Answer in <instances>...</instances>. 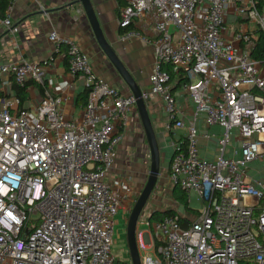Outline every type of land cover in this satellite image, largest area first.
Here are the masks:
<instances>
[{
	"label": "built area",
	"instance_id": "2783aa9c",
	"mask_svg": "<svg viewBox=\"0 0 264 264\" xmlns=\"http://www.w3.org/2000/svg\"><path fill=\"white\" fill-rule=\"evenodd\" d=\"M14 3L0 23L17 34ZM258 3L127 0L120 12L119 28L144 22L156 34L141 99L162 102L173 138L170 179L197 207L192 217L184 209L149 218L147 232L136 227L138 253L153 252L141 264H264V60L251 56L257 32L264 33ZM140 36L133 30L123 40ZM48 39L56 54L66 48L69 72L88 100L78 120L63 112L65 95L46 91L26 107L12 83L44 86L49 63L0 65V264H122L113 246L123 203L107 178L138 117L137 100L99 77L73 40L56 31ZM167 68L187 80L179 89L187 112ZM201 139L213 155H202Z\"/></svg>",
	"mask_w": 264,
	"mask_h": 264
},
{
	"label": "crops",
	"instance_id": "0c3cea01",
	"mask_svg": "<svg viewBox=\"0 0 264 264\" xmlns=\"http://www.w3.org/2000/svg\"><path fill=\"white\" fill-rule=\"evenodd\" d=\"M78 0H35L17 1L11 13V19L19 28L17 34H12L0 23V65L15 62L28 63H49L46 64L45 91L52 95H65L69 97V102L62 108L69 118L78 120L82 108L77 107V98L84 93L80 84L70 74L65 58L66 48L62 47L56 54V46L48 39L49 34L56 31L61 38L73 40L80 46L82 51L90 57L95 73L103 78L113 87L123 91L125 94H132L129 88L120 78L110 61L98 46L90 24L86 18L84 10ZM97 14L98 20L103 29L105 38L118 58L124 63L136 82L140 91L150 88V76L154 65V47L152 42L156 39V34L152 26L140 22L135 26V31L141 36L124 41L126 33H121L118 18L121 10L126 7L127 0H90ZM4 77L0 78L1 83ZM12 92V85H11ZM28 99L25 106H36L41 102L44 94L40 92L36 85L31 84L27 90ZM174 95L178 98L184 111H188V98L181 96L178 90H174ZM2 95V94H1ZM154 106L150 110V106ZM150 118L158 119L159 116L166 117L163 111V104L160 100L147 105ZM154 110V111H152ZM166 123V122H165ZM159 129L160 131L164 130ZM155 130V129H154ZM156 131V130H155ZM214 133L221 134L219 128L212 129ZM156 133V132H155ZM157 135V134H156ZM163 142L158 140L161 147V156L168 154L169 145L172 141ZM202 155H213V151L208 143L201 139ZM113 189L118 193H123L127 186L119 180L111 181L110 175L107 178ZM194 198V197H193ZM188 203L194 202V199ZM191 208H197L191 204ZM182 207V206H181ZM128 209V207H126ZM183 208V207H182ZM124 212V210H122Z\"/></svg>",
	"mask_w": 264,
	"mask_h": 264
},
{
	"label": "rangeland",
	"instance_id": "374dc122",
	"mask_svg": "<svg viewBox=\"0 0 264 264\" xmlns=\"http://www.w3.org/2000/svg\"><path fill=\"white\" fill-rule=\"evenodd\" d=\"M96 12V11H95ZM157 101V100H156ZM154 106H150V110ZM154 111V110H152ZM139 115V114H138ZM153 128L156 130L157 138L163 142L170 141V133L163 129L166 117L159 116L158 119H151ZM160 143V142H159ZM161 149V147H160ZM162 155L161 171L157 186L147 202L137 225L138 232H147L149 230V218L154 212L175 211L181 214L184 211L173 197V183L168 171L169 154ZM150 174V151L146 140L144 129L140 122L139 116L131 123V128L125 132L124 139L115 152L114 167L110 173V180H119L125 183L127 189L121 194L123 207L116 216L115 225V244L113 252L117 261L122 264H132L131 254L127 243V223L130 213L142 193ZM128 207V209L126 208ZM192 209V208H191ZM189 217L195 215L194 209L186 211ZM148 255L153 256V252L142 251L139 256L144 259Z\"/></svg>",
	"mask_w": 264,
	"mask_h": 264
},
{
	"label": "water",
	"instance_id": "95a60500",
	"mask_svg": "<svg viewBox=\"0 0 264 264\" xmlns=\"http://www.w3.org/2000/svg\"><path fill=\"white\" fill-rule=\"evenodd\" d=\"M77 4H80L82 6L98 46L106 55L111 65L114 67V69L116 70L120 78L123 80L125 85L129 88L132 95L136 98L137 111L139 114L138 116L144 129L146 140L149 146L150 174L142 193L140 194L137 202L135 203L130 213V217L127 223V243L131 254L132 264H141L140 256L136 245V227L139 218L147 202L151 198L152 193L154 192L159 180L162 164L160 146L157 135L152 125L150 115L148 113L147 105L141 99V91L137 86L136 82L133 80L130 72L125 67L124 63H122L115 51L107 42L91 1L78 0Z\"/></svg>",
	"mask_w": 264,
	"mask_h": 264
},
{
	"label": "trees",
	"instance_id": "16d2710c",
	"mask_svg": "<svg viewBox=\"0 0 264 264\" xmlns=\"http://www.w3.org/2000/svg\"><path fill=\"white\" fill-rule=\"evenodd\" d=\"M16 0H0V21L4 20L6 18V12L7 9L15 2ZM258 10L260 13H264V0H258ZM134 28L130 27L128 29H122L120 28V32L122 33H128L130 31H133ZM259 33L258 36L256 37V47L254 49V51L252 52L251 56L252 59L254 60H264V33L259 31L257 32ZM167 71L170 73L171 78H172V84H174L173 86V92L174 90H178L180 89L181 85L183 83H186L187 80L183 77V75L176 77L175 73L173 72V70L171 68H167ZM31 84H34L37 86V88L40 90V92L42 94H44V91L46 89L45 86H41L38 84H35L33 82H29L28 84L24 85V86H17L15 83H12V93L15 96L20 97L22 100H27L28 99V93L27 90L29 88V86ZM3 97L0 94V98ZM87 100H88V92H84L82 94H80L77 98V107L79 108H84L87 104ZM168 168H169V163H168ZM173 197L175 199V201L182 206L185 211H192L189 207L188 204V195L183 192L179 187L177 186H173ZM177 213L175 211H166V212H155L154 214H152L150 216V221H154V220H161L163 217L165 216H174Z\"/></svg>",
	"mask_w": 264,
	"mask_h": 264
}]
</instances>
